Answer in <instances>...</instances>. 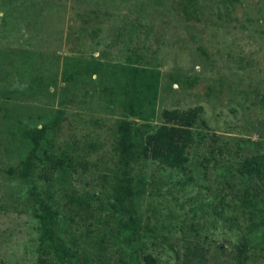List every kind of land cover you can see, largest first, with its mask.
Returning a JSON list of instances; mask_svg holds the SVG:
<instances>
[{
    "label": "rangeland",
    "instance_id": "obj_1",
    "mask_svg": "<svg viewBox=\"0 0 264 264\" xmlns=\"http://www.w3.org/2000/svg\"><path fill=\"white\" fill-rule=\"evenodd\" d=\"M198 1L0 0V264H264V0Z\"/></svg>",
    "mask_w": 264,
    "mask_h": 264
},
{
    "label": "trees",
    "instance_id": "obj_2",
    "mask_svg": "<svg viewBox=\"0 0 264 264\" xmlns=\"http://www.w3.org/2000/svg\"><path fill=\"white\" fill-rule=\"evenodd\" d=\"M225 3L235 4L236 0H223ZM199 1L198 0H190V5L193 8L192 14H199L198 8ZM198 8V9H197ZM204 54H207V51L203 50ZM143 59V54L134 53L126 55L125 65L122 66L123 74L127 77H135L140 68L137 64L141 62ZM73 76H70L68 79H72ZM198 81L197 78H188L186 83L190 85H194ZM56 124H59V118L56 119ZM117 139L114 145V152L118 158L119 163L121 164L122 172L128 181V185L125 188L126 195L123 199L120 200L121 207L128 214L135 215L138 217L137 208L133 201V195L137 194V190L133 187V177L131 175V164L136 160V150L132 144L133 142V132H134V122L131 119H123L120 120L117 125ZM46 133V126H42L40 128H35L33 132L30 133L32 140L34 142V146L38 147L42 138ZM24 165H26L24 163ZM242 174H247L250 177H256L258 179H264V166L256 167L252 164V162H248V165L245 167L238 168ZM29 175L27 169H22L20 171L19 176L21 178H26ZM71 199L75 202H80L78 198L72 196ZM46 206V211L49 215V227H47L46 234L48 238L53 239L52 235V227L56 225V220L52 213V208L49 205ZM221 217L225 221H229L230 218L228 216L221 215ZM233 225V224H231ZM140 238V230H134L132 235L128 237V242L134 243L138 241ZM103 239L99 240V244L103 243ZM185 264H212L209 260V248L202 245L200 242H195L193 244H189L185 251Z\"/></svg>",
    "mask_w": 264,
    "mask_h": 264
}]
</instances>
